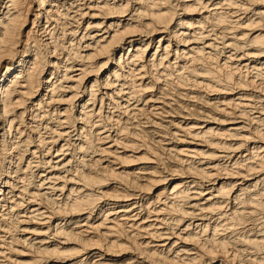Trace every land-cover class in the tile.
I'll return each mask as SVG.
<instances>
[{
	"label": "bare ground",
	"instance_id": "bare-ground-1",
	"mask_svg": "<svg viewBox=\"0 0 264 264\" xmlns=\"http://www.w3.org/2000/svg\"><path fill=\"white\" fill-rule=\"evenodd\" d=\"M177 257L264 261V0H0V264Z\"/></svg>",
	"mask_w": 264,
	"mask_h": 264
},
{
	"label": "clouds",
	"instance_id": "clouds-1",
	"mask_svg": "<svg viewBox=\"0 0 264 264\" xmlns=\"http://www.w3.org/2000/svg\"><path fill=\"white\" fill-rule=\"evenodd\" d=\"M162 2L167 3V0H162ZM157 6H159V5H157ZM84 39H87V37H84ZM13 55H15V53H13ZM132 75L134 76L135 73H133ZM189 198H191V197H189ZM184 215H187V213H184ZM168 264H193V262L190 260L180 259L179 257H177V260L169 261ZM258 264H264V261H258Z\"/></svg>",
	"mask_w": 264,
	"mask_h": 264
}]
</instances>
